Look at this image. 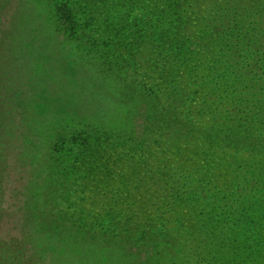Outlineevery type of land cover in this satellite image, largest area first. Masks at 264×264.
I'll return each mask as SVG.
<instances>
[{"label": "rangeland", "instance_id": "rangeland-1", "mask_svg": "<svg viewBox=\"0 0 264 264\" xmlns=\"http://www.w3.org/2000/svg\"><path fill=\"white\" fill-rule=\"evenodd\" d=\"M4 5L3 30L17 13L25 28L49 27L55 56L46 90L27 82L13 95L16 121L0 141V239L40 228L66 247L51 255L91 244L101 257L70 264H214L247 250L212 243L220 232L248 235L261 251L264 0Z\"/></svg>", "mask_w": 264, "mask_h": 264}, {"label": "trees", "instance_id": "trees-1", "mask_svg": "<svg viewBox=\"0 0 264 264\" xmlns=\"http://www.w3.org/2000/svg\"><path fill=\"white\" fill-rule=\"evenodd\" d=\"M25 1L27 2L31 0ZM4 4H8V0H0V141L3 139L5 132L11 130L10 128H7L6 124L11 125L12 122L14 123L16 121L17 111L19 109V100L17 98L14 100L13 95L15 93H20L18 88L21 87L22 83H24V88L27 82L28 85L30 84L28 87L29 92H36L38 94L41 90V86L44 90H46L48 82L51 81L50 76L53 74L51 69L52 66H54L48 60L55 56L54 51H52V31L48 26L46 29H36L30 26H28L29 28H25L26 25L21 23L17 13V16L15 15L13 19H11L12 25L9 31L5 32L3 30L2 16L7 7ZM47 30L48 33L45 34V31ZM54 33L56 34L57 32L54 31ZM22 78H27L28 81H24ZM102 89L104 88L102 87L100 90ZM0 154H2V152ZM39 164H41L40 161H38V165ZM49 164H51V159L49 160ZM35 198L36 195H34L30 200V205L36 202ZM37 203L38 201L36 204ZM253 220L254 219H251L247 225L251 226L253 224ZM227 222L228 219L225 218L223 220V224H226ZM203 228L206 227L204 226ZM249 232L250 229H247L244 234H248ZM221 233L223 232H220L217 235L216 241L213 239L212 243H220L224 249L230 245L233 246L232 244L238 246L247 245L248 248L247 250H239L236 248L230 250L228 254L225 252L222 256L212 257L214 264H240V261L251 264L254 262L261 263L262 259L264 260V255L262 254L264 252V231L257 233V237L260 242L263 240V244H261V251L255 250L252 247L251 242L248 241V235L246 238L241 240L238 238V235H233V237L231 235L222 236ZM40 236L41 229L38 228V233L34 234L32 237H26L24 234L18 242L3 241L0 239V264H70L76 260L77 263H79L82 255L86 257L87 261H99L101 259L98 252H96L97 250L91 244L89 246L91 248L89 249L84 250L82 247V252H80V248H77L79 253L73 252L74 257H72L67 250V252H62L61 255L64 256L65 259H62L60 255L58 258L57 255H51V253L48 252L49 248L52 247L53 249L56 245L48 243ZM260 242L258 241L259 244ZM87 243L89 242L87 241ZM71 244L72 243L69 242V245ZM76 245L78 244H73L69 249H74L73 246ZM56 248L64 250L66 247L58 245ZM254 251H258L260 253L257 254V252L255 253ZM45 257L47 261L45 259L43 260ZM69 259H71V261L74 259V261L70 262ZM149 262L150 261L146 264H149Z\"/></svg>", "mask_w": 264, "mask_h": 264}]
</instances>
